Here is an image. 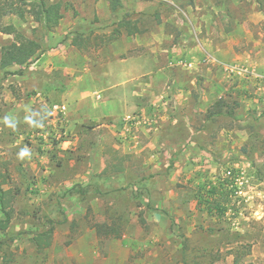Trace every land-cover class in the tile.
Returning <instances> with one entry per match:
<instances>
[{"label":"rangeland","instance_id":"obj_1","mask_svg":"<svg viewBox=\"0 0 264 264\" xmlns=\"http://www.w3.org/2000/svg\"><path fill=\"white\" fill-rule=\"evenodd\" d=\"M50 3L62 6L56 28L8 17L17 33H0V52L24 38L42 44L27 66L0 70V186L18 193L0 264H232L231 250L242 264H264V0ZM122 17L176 49L174 73L196 77L193 104L173 100L164 78L154 87L160 106L85 120L101 117V93L78 118L76 90L91 87L77 80L111 53L105 41ZM221 99L233 117L209 116ZM223 179L232 182L228 213L199 211V189ZM50 228L40 251L32 238Z\"/></svg>","mask_w":264,"mask_h":264},{"label":"crops","instance_id":"obj_2","mask_svg":"<svg viewBox=\"0 0 264 264\" xmlns=\"http://www.w3.org/2000/svg\"><path fill=\"white\" fill-rule=\"evenodd\" d=\"M157 28L159 29L158 26H156ZM140 30V34L125 35L114 41L111 44V53L101 60L102 65L99 64L98 70L92 71L90 76H85L82 73V77L77 78V81H85L91 87V91L83 89L77 92L78 90H76L77 98L74 95V102L78 105L75 109L78 118L81 115L86 116L93 103L92 97L95 100H101V93L108 94L105 103L98 105L103 110L101 117L97 120L83 119L96 122L107 118L113 120H118L121 117L130 118L134 111H145L148 104L152 107L160 106L162 104L160 99L163 96L156 95L154 87L156 83L159 86L164 83L166 80L164 78H167L169 84L174 86L171 89L177 95L173 96V100L180 103L178 98L186 94V99L192 103L191 92L192 87L195 88V74L183 75L184 78H180L178 73L174 72L179 71L178 66L183 64L182 61H179L181 56H176V49L169 50L160 47V41H168L167 38L163 36L160 40L155 33L141 28ZM155 71H157V75H155ZM25 77L22 75L20 78ZM185 83L186 89L183 91L180 88ZM96 93H100V95ZM59 98L62 101L68 98L72 99L69 94ZM205 100L207 101V99ZM140 101H143V105H140ZM78 112L80 113L78 114ZM80 257L83 258L82 255Z\"/></svg>","mask_w":264,"mask_h":264},{"label":"trees","instance_id":"obj_3","mask_svg":"<svg viewBox=\"0 0 264 264\" xmlns=\"http://www.w3.org/2000/svg\"><path fill=\"white\" fill-rule=\"evenodd\" d=\"M114 9V7H112ZM29 16L32 21L47 30L56 28L63 19L62 6L60 3H50V0H0V33L4 35H14L17 29L13 24H6L8 17H16L19 20ZM106 43H111L122 36H132L140 34L138 22H132L128 17H122L118 22H114ZM79 36V35H78ZM76 38L72 40V45H78ZM42 52V44L34 38H24L21 42L13 41L4 46L0 52V70L5 75H11L10 68L25 67ZM23 75V74H20ZM234 108L229 106L225 100L215 102L209 112V116L217 117L221 115L233 117ZM232 182L228 179L218 181V183L208 182L196 194V208L201 212H206L210 216L224 217L230 209V198L227 192ZM231 189V188H230ZM18 193L12 190H3L0 186V231L5 232L13 219L12 202ZM103 225H95L97 234H102ZM111 231V229L109 230ZM53 228L46 232L37 234L32 238L33 244L38 250H44L51 246ZM112 232L105 233L111 235ZM119 237L118 234H115ZM232 264H242L243 254L235 253ZM187 264V263H185Z\"/></svg>","mask_w":264,"mask_h":264},{"label":"built area","instance_id":"obj_4","mask_svg":"<svg viewBox=\"0 0 264 264\" xmlns=\"http://www.w3.org/2000/svg\"><path fill=\"white\" fill-rule=\"evenodd\" d=\"M54 110L58 112H64L66 110L65 106H54Z\"/></svg>","mask_w":264,"mask_h":264},{"label":"clouds","instance_id":"obj_5","mask_svg":"<svg viewBox=\"0 0 264 264\" xmlns=\"http://www.w3.org/2000/svg\"><path fill=\"white\" fill-rule=\"evenodd\" d=\"M28 153L26 151L22 152L20 155H19V158L23 159L25 156H27Z\"/></svg>","mask_w":264,"mask_h":264}]
</instances>
